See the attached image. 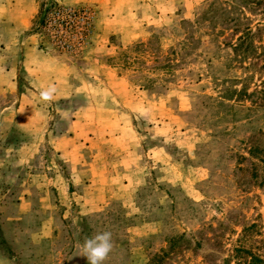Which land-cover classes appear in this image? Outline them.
I'll list each match as a JSON object with an SVG mask.
<instances>
[{
	"label": "rangeland",
	"instance_id": "1",
	"mask_svg": "<svg viewBox=\"0 0 264 264\" xmlns=\"http://www.w3.org/2000/svg\"><path fill=\"white\" fill-rule=\"evenodd\" d=\"M212 2L0 0V264H264L263 6Z\"/></svg>",
	"mask_w": 264,
	"mask_h": 264
},
{
	"label": "trees",
	"instance_id": "2",
	"mask_svg": "<svg viewBox=\"0 0 264 264\" xmlns=\"http://www.w3.org/2000/svg\"><path fill=\"white\" fill-rule=\"evenodd\" d=\"M235 2H238L240 4V7H242V9H249V11L250 10H254L253 6H256V5L257 6H260V5H262L263 7L261 9V13L264 12V0H235ZM223 4H225V6H228V10L225 11V10L220 9L217 5H215V3L213 5V2L210 3V5L208 6V9L205 11V14H210V17L207 18V20L210 23V25L211 24L214 25L216 22H218L220 24H228V23H231V26H234L235 28L239 27V23H238L239 22V19L236 16L235 17L232 16L233 14L231 15V12L229 11L230 9H233V7H232V0H223ZM228 13H229V17H228ZM216 14L219 15L220 19L218 17L217 19H219V20L212 21L213 20V16L216 15ZM239 14L241 15V19H244V20L248 19L246 17L245 18L243 17L242 12H240ZM250 38H252V33L250 32V28H248V27H245L243 29L242 33H240L239 37H237V39L239 41L248 40ZM182 45H184V44H182ZM175 54L177 55V53H175ZM166 68H167L168 71H170V69H172V65H168ZM261 84H263V85L260 86V87L261 88H264V83H261ZM258 92H262V91L259 90ZM233 93H234V91H233ZM241 96H245L244 93H242V90H239V91H237L235 93V97L236 98L237 97H241ZM201 106L206 107L208 110L213 109V108H216V109L224 108L226 110H229V109H233L234 108L232 105H227L226 103H222L220 101H216L215 99H212L210 97L200 98V104L197 107V110H196L197 112L196 113L199 112V110H200L199 108ZM236 110L237 111H245L246 109H244V108H237ZM207 112L209 114L208 115H204L202 117V119H203L202 122L206 123L209 126V124H212L214 122V118H216V117L214 116V114L212 112H209V111H207ZM224 115L227 116V114H225V113H224ZM242 121L243 120H238V121H235V122H242ZM235 122H233L232 124L234 125ZM223 134L224 135H228V131L227 130H224L223 131ZM210 136H212V134ZM242 136H244V135H242ZM239 160L242 161L244 159H243V157H239ZM236 169H237V171H242V168L240 167V165H238L236 167ZM243 233H242V235H240V238L235 241V243L240 244V246H238L236 249H234V251L236 253H239V252L245 253L242 248L244 247L243 245L246 244L248 238L245 237V234L243 235ZM250 258L251 259L253 258L252 259L253 262H255V261L256 262H259L258 261L259 259L256 258V257H254L253 255H251ZM248 264H249V262H248Z\"/></svg>",
	"mask_w": 264,
	"mask_h": 264
}]
</instances>
